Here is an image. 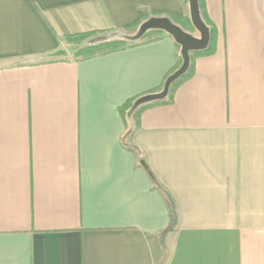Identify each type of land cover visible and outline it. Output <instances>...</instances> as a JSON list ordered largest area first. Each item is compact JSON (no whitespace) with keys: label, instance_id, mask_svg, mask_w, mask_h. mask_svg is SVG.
I'll return each mask as SVG.
<instances>
[{"label":"crops","instance_id":"crops-1","mask_svg":"<svg viewBox=\"0 0 264 264\" xmlns=\"http://www.w3.org/2000/svg\"><path fill=\"white\" fill-rule=\"evenodd\" d=\"M203 4L214 51L128 119L176 42L78 60L62 38L187 0H0V264H264V0Z\"/></svg>","mask_w":264,"mask_h":264},{"label":"trees","instance_id":"trees-1","mask_svg":"<svg viewBox=\"0 0 264 264\" xmlns=\"http://www.w3.org/2000/svg\"><path fill=\"white\" fill-rule=\"evenodd\" d=\"M198 6H199V11H200V16H201L203 22L206 24V26L209 29V42H208V45L205 49L190 53V59H191L192 55H195V56L207 55V54L212 53L215 49V36H216L215 27L209 21V19L207 18L206 14H205L203 0H198ZM152 17H161V16H160V14H158L156 12H151L149 15L147 13H144V21H146ZM175 21L176 22H173V21L172 22L177 24L178 26H180L183 30H184L183 26L186 24L189 25L190 27H193L189 18H186L184 21L183 20H175ZM141 24L142 23L131 24V25L125 26L121 29L93 30V31L82 32V33L68 34V35H65L62 38V40L65 43L70 44L74 47V50H73L72 55H71L73 59L84 60V59H88V58H91V57L96 56V55H104L107 53L120 51V50L129 48V47L137 44L136 41H130V40L123 38L121 36V34H124V33L127 34L132 30H135V32H136ZM154 30L159 31V32H164V31L158 30V29H154ZM148 32H149V30H147L138 40L144 39L147 36ZM167 35L170 36L169 34H167ZM176 45L179 47V45L177 43H176ZM179 58H180V62H181L180 54H179ZM190 74H191V63H189L187 71L182 76H180L179 78L187 77ZM168 76L165 78L162 87L159 90H157L156 92H159L162 90ZM173 83L174 82H172L170 84L169 89H168V93H167L166 97L161 100V102L162 101L170 102L172 100V94L171 93H172ZM152 93H155V92H152ZM138 97H140V96H138ZM138 97L127 100L120 107V111H121V114L123 116L127 115L128 110L130 109L133 102ZM150 105L151 104L148 103V104H144V105L138 107L132 113V116L139 113L141 110L147 108ZM128 119H130V118H128Z\"/></svg>","mask_w":264,"mask_h":264},{"label":"water","instance_id":"water-1","mask_svg":"<svg viewBox=\"0 0 264 264\" xmlns=\"http://www.w3.org/2000/svg\"><path fill=\"white\" fill-rule=\"evenodd\" d=\"M187 2L189 7V19L193 28L198 33L197 36H193L190 33L184 31L180 26L173 23L167 17H152L144 21L135 33L121 34V36L127 40L136 41L147 30H162L169 34L179 45V53L181 57L180 66L168 76L162 90L138 97L127 112L128 118L131 117L132 113L138 107L164 99L168 93L170 84L187 71L190 63V53L203 50L207 47L209 42V29L200 16L198 0H187Z\"/></svg>","mask_w":264,"mask_h":264},{"label":"rangeland","instance_id":"rangeland-1","mask_svg":"<svg viewBox=\"0 0 264 264\" xmlns=\"http://www.w3.org/2000/svg\"><path fill=\"white\" fill-rule=\"evenodd\" d=\"M133 33H135V30L130 31L127 34H133ZM124 34H126V33H124ZM159 35H160L159 31H155L154 29L153 30L151 29V30H149V32L147 33V36L144 39L136 40V42H141V41H147V40H150V39H154V38L158 37ZM131 117H133V116L131 115Z\"/></svg>","mask_w":264,"mask_h":264}]
</instances>
